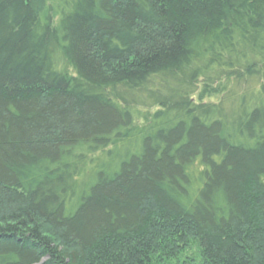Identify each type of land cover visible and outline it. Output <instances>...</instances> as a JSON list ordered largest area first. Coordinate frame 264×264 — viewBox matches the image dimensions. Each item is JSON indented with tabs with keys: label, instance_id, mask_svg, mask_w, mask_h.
<instances>
[{
	"label": "trees",
	"instance_id": "16d2710c",
	"mask_svg": "<svg viewBox=\"0 0 264 264\" xmlns=\"http://www.w3.org/2000/svg\"><path fill=\"white\" fill-rule=\"evenodd\" d=\"M264 264V0H0V264Z\"/></svg>",
	"mask_w": 264,
	"mask_h": 264
},
{
	"label": "rangeland",
	"instance_id": "374dc122",
	"mask_svg": "<svg viewBox=\"0 0 264 264\" xmlns=\"http://www.w3.org/2000/svg\"><path fill=\"white\" fill-rule=\"evenodd\" d=\"M186 259H191V260H196V263H199V257H198V250L197 247H193L192 249L188 250L184 256H182L181 259V264H188L187 262H185Z\"/></svg>",
	"mask_w": 264,
	"mask_h": 264
}]
</instances>
